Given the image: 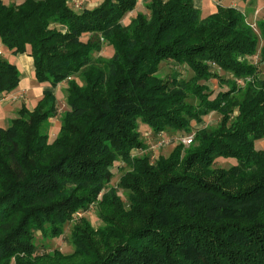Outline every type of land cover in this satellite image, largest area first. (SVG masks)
<instances>
[{"label":"trees","instance_id":"trees-1","mask_svg":"<svg viewBox=\"0 0 264 264\" xmlns=\"http://www.w3.org/2000/svg\"><path fill=\"white\" fill-rule=\"evenodd\" d=\"M136 4L0 0V96L20 80L6 53L30 55L35 79L48 84L32 110L0 126V264H264V148L255 147L264 138V20L255 31L231 5L202 16L193 0H149L123 25ZM162 62L193 74L167 80ZM77 75L81 84L68 79ZM210 78L230 86L214 92ZM65 80L67 108L49 142L54 88ZM211 111L219 122L202 126ZM138 120L154 133L193 129L191 146L137 156ZM218 157L236 163L213 167ZM115 162L125 167L117 189L108 186ZM100 193L106 226L75 225L67 257L35 255V231L61 234Z\"/></svg>","mask_w":264,"mask_h":264},{"label":"rangeland","instance_id":"rangeland-1","mask_svg":"<svg viewBox=\"0 0 264 264\" xmlns=\"http://www.w3.org/2000/svg\"><path fill=\"white\" fill-rule=\"evenodd\" d=\"M252 2H253V0H252ZM218 5H222V4H218ZM223 6H229V5H223ZM231 6L238 8L235 5H231ZM248 6L251 7V3ZM254 6H257V3L254 4ZM238 9L245 15L246 22L248 24H250L255 31H258L257 30V22L259 20H264V6L262 9L259 10V13H256V10L253 13L250 12L252 15L249 14V12H247L244 9H240V8H238ZM129 12H131V11H129ZM129 12H127L124 15V17ZM138 13H145V12L134 11L131 16H128L125 19H124V17L122 18V20H121L122 24L128 25L130 23L131 19H133L136 16V14H138ZM103 47H107V45H105ZM109 49H112V47H108V49L106 51H103L101 55L103 57L107 58L109 56L110 51H111V50L109 51ZM257 55L251 57L250 60L252 62H256L257 61ZM214 69L222 75H227V74L223 73L222 70H219L218 68H214ZM175 72L178 73L179 77H183L186 79L189 78L193 74L192 71H190L188 69H184L181 67L177 68V67H174L171 63H163V62L159 66L158 74L160 76H162L163 78L170 80L172 78V76H174ZM72 77H74L76 79V81L79 84H81V79L78 75L77 76H69L68 79H71ZM258 77L260 79H264V66L260 67ZM67 80L62 81L61 83L58 84V88H57V92H56L58 110H57V115L54 117H51L49 119V124H48L49 125V127H48V141L49 142H52L55 139V137L58 135L59 128H60L59 127L53 133L52 128L50 129V126L53 125L54 121H56V120L60 121V116H61L62 112L67 108L66 103H65V92H64V89L67 86ZM247 80H249V79H247ZM204 83H206L208 85V87L214 92L220 90V88L228 89V87L230 86V85L229 86L228 85L219 86V85H221V83H218L217 79H215V78H210L209 80L204 81ZM236 83L238 86H242L243 88L245 87V84H246L245 81L240 80V79H238L236 81ZM23 98H24L23 94L22 95L17 94V95L12 96L10 98V100H12V99H15V100L21 99L22 100ZM37 102H38V100H32V103L30 102V105H28V106H31V105L35 106L37 104ZM32 109H29V110H32ZM219 120H220V115L214 111H211L210 113H208L207 115H205L203 117L202 126L215 127V125L219 122ZM2 123H3V119H2V121L0 120V124H2ZM192 124L194 125V128L196 126H199V125L194 124V122H192ZM137 129L140 132V137L144 143L143 146L138 147L139 149L133 148L131 150V152L137 156H144L145 154H149L152 157L151 159L154 161L159 156H167L173 150V148L177 145L176 142H171V143L165 144L163 146L151 149L150 146L156 142L155 135H154L155 133L151 130V128L146 123H144L141 120H138V128ZM191 132H194V130L192 129ZM164 133L168 136H172V135L176 134L177 132L166 131ZM185 134H187V133H185ZM190 146L191 145H182V147H184V148H188ZM255 147L256 148H264V138L255 141ZM235 163H236V159H234V158L218 157L214 161L213 167L228 168L231 165H234ZM112 170H113V176H112L110 182L108 183V186L116 188L118 181H119V178H120L121 174L124 172L125 167L122 166L121 164H119L118 162H115L113 167H112ZM118 195L122 198L125 205H127L128 204L127 203V191L119 188L118 189ZM101 196H102V193H100L97 196V198L95 199L94 202L89 204L87 209L82 210V211L79 210V211H76L75 213H73L71 215V218L69 219V221L65 222L64 225L62 226L61 234L56 235V236H50L49 234L46 235L41 230L35 231L34 237H35V244L37 246L35 255H41V256L48 255L49 257H53V255L58 254V255H60V258L61 257H67L73 253L74 248H75L71 242V231L75 225H79V224H81V222L87 221L90 228L95 232L100 230V228H103L104 226H106V223L99 216V211H100L99 202L101 200ZM55 257H57V256L55 255ZM49 259H51V258H40L39 260L42 264H45L48 262Z\"/></svg>","mask_w":264,"mask_h":264},{"label":"crops","instance_id":"crops-1","mask_svg":"<svg viewBox=\"0 0 264 264\" xmlns=\"http://www.w3.org/2000/svg\"><path fill=\"white\" fill-rule=\"evenodd\" d=\"M6 1H12V0H6ZM21 1V0H16ZM102 0H68L69 5L75 9V10H81L83 8H92L96 5H98ZM149 2V0H137V4L131 12H129L125 17L131 16L134 11H141L146 12V5ZM194 5L198 7L201 11L202 16H206L207 14H210L216 10V7L218 4L222 5H235L240 9H244L249 14L250 12H254L256 10V13H259V10L263 8L264 6V0H193ZM227 3V4H226ZM251 3V7L248 6ZM257 3V6H254V4ZM252 15V14H251ZM0 49L3 53V45L0 42ZM108 48L103 47L99 54L101 55L103 51H106ZM111 49H109L110 51ZM108 52V51H107ZM4 54V53H3ZM5 58L16 65V67L19 70L20 73V80L18 83V86L11 91L10 93H7L5 96H14L17 94H23L24 98L21 99H6L3 98L0 100V120L3 123L0 124V126L6 127L9 123V120L11 118H14L17 116L19 109L22 106H25L28 109H32L34 106H28L30 105V102L32 103V100H39L42 97L43 91L48 87L47 83H40L35 79L34 75V64H33V58L28 55L27 53H6ZM57 88L58 85L54 88L55 95L57 97ZM60 127V121L56 120L54 121L53 125L50 126V129L52 128V132L54 133L58 128ZM163 134H165L163 132ZM155 140H157L161 134L155 133Z\"/></svg>","mask_w":264,"mask_h":264},{"label":"built area","instance_id":"built-area-1","mask_svg":"<svg viewBox=\"0 0 264 264\" xmlns=\"http://www.w3.org/2000/svg\"><path fill=\"white\" fill-rule=\"evenodd\" d=\"M0 54H3L1 49H0ZM11 97L12 96H5V97L0 96V100L3 98L10 99ZM160 134H161V136H160L161 138L159 137L156 140V142L150 146L151 149L163 146V145L171 143V142H176L177 144H182V145H190L192 143L193 137H194L193 132L187 133V134L176 133L172 136H168L166 134H163V132H160Z\"/></svg>","mask_w":264,"mask_h":264}]
</instances>
